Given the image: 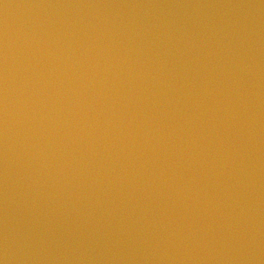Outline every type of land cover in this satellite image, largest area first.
<instances>
[{"label": "water", "instance_id": "obj_1", "mask_svg": "<svg viewBox=\"0 0 264 264\" xmlns=\"http://www.w3.org/2000/svg\"><path fill=\"white\" fill-rule=\"evenodd\" d=\"M0 264H264V0H0Z\"/></svg>", "mask_w": 264, "mask_h": 264}]
</instances>
